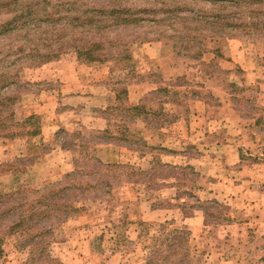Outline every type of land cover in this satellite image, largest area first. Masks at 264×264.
<instances>
[{"label": "rangeland", "instance_id": "1", "mask_svg": "<svg viewBox=\"0 0 264 264\" xmlns=\"http://www.w3.org/2000/svg\"><path fill=\"white\" fill-rule=\"evenodd\" d=\"M252 1L0 0L17 122L12 138L0 131V212L68 205L26 237L9 228L20 210L3 219L0 264H264V6ZM63 57L117 93L107 131L39 137L42 117L25 116L50 87L37 69ZM57 144L67 154L47 156Z\"/></svg>", "mask_w": 264, "mask_h": 264}, {"label": "crops", "instance_id": "2", "mask_svg": "<svg viewBox=\"0 0 264 264\" xmlns=\"http://www.w3.org/2000/svg\"><path fill=\"white\" fill-rule=\"evenodd\" d=\"M83 65L77 57H63L37 69L39 79L47 81L50 87L22 103L28 108L25 116L42 117L39 137L59 131L81 129L101 133L109 129V117L104 111L115 105L118 95L100 79L81 74ZM68 151L57 144L47 156L55 152L64 156ZM193 221V216L185 219L190 229H194Z\"/></svg>", "mask_w": 264, "mask_h": 264}, {"label": "trees", "instance_id": "3", "mask_svg": "<svg viewBox=\"0 0 264 264\" xmlns=\"http://www.w3.org/2000/svg\"><path fill=\"white\" fill-rule=\"evenodd\" d=\"M239 1H245V0H239ZM253 4L255 5H263L264 6V0H253ZM241 4V3H240ZM127 19L122 17L120 22H125ZM129 20H134V19H129ZM80 52V50H78ZM55 58V57H54ZM49 60V59H48ZM9 74H0V131L5 132L3 133L6 138H12L14 133L11 131L12 124H17L16 121L13 120L14 117V112L12 110V104L15 101V97L9 96L5 94V89L8 88L9 85L14 83L13 80L10 79ZM36 119L37 116H30L27 117L28 119ZM39 130V129H38ZM33 134L37 133L36 130L32 131ZM2 134V133H0ZM76 185L73 183L71 185L64 186L60 189L62 192L61 196L67 195L70 189H76ZM57 191L55 194L54 192H51V195H49L50 199H54V197L61 192ZM14 194H9L8 197H14ZM60 196V197H61ZM46 197L43 199H36L35 203L32 205H26V203H18L16 207L14 206H8L5 207L4 210L0 212V223L2 222L3 219H5L8 215H11L12 213L16 212V210H20L18 213L19 219L18 221L12 223L9 228L12 230V232H18L17 230L20 231L21 236H25L26 234L35 227L39 222V220L43 216H49L52 215L53 213L59 214L63 210H65L68 205L65 203L58 204L57 202H54V204L48 203L46 201ZM11 200V199H8ZM7 200V201H8ZM12 201V200H11ZM5 201H0L1 204H4ZM54 205V206H53ZM22 210V211H21ZM49 232L48 229L40 228L37 229V231H34L33 233H30L31 239L34 240L38 236H46V234ZM29 239V240H31ZM46 243L40 242L38 243V246L40 247V252L44 254L47 253L46 249ZM49 257V255H46Z\"/></svg>", "mask_w": 264, "mask_h": 264}]
</instances>
